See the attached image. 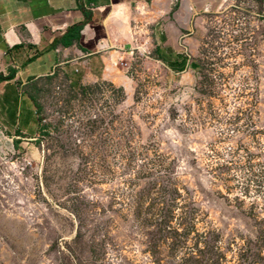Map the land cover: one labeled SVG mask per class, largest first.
Wrapping results in <instances>:
<instances>
[{"label": "rangeland", "instance_id": "obj_1", "mask_svg": "<svg viewBox=\"0 0 264 264\" xmlns=\"http://www.w3.org/2000/svg\"><path fill=\"white\" fill-rule=\"evenodd\" d=\"M173 22L132 32L114 82L25 86L33 128L0 131V264H264L262 1Z\"/></svg>", "mask_w": 264, "mask_h": 264}, {"label": "crops", "instance_id": "obj_2", "mask_svg": "<svg viewBox=\"0 0 264 264\" xmlns=\"http://www.w3.org/2000/svg\"><path fill=\"white\" fill-rule=\"evenodd\" d=\"M229 2L0 0V74L8 76L11 70L16 71L13 79L0 82V131L18 128L26 133L33 128L36 110L25 91L32 79L52 75L61 68L81 73L83 83L114 82L117 58L123 54L121 45L131 48L135 39L132 32H149L150 25L166 32L169 19L173 23L182 21L180 27L189 31L191 27H186L189 25L185 21ZM138 21L143 24H136ZM81 24L80 41L64 45L62 38ZM162 50L160 46L158 52Z\"/></svg>", "mask_w": 264, "mask_h": 264}, {"label": "trees", "instance_id": "obj_3", "mask_svg": "<svg viewBox=\"0 0 264 264\" xmlns=\"http://www.w3.org/2000/svg\"><path fill=\"white\" fill-rule=\"evenodd\" d=\"M84 24L78 25L73 27L61 40V42L64 45H73V43L75 41H80L81 39V35H80V31L82 30ZM163 61H165L167 63V60L161 58ZM180 60V61H178ZM186 58L183 55H176L175 56V62H173L172 64L169 63V65H173L175 66V69H178L177 67L182 68L183 70L186 67ZM16 71L15 70H11L8 76H3L2 74H0V82L2 81H7V80H11L15 77Z\"/></svg>", "mask_w": 264, "mask_h": 264}]
</instances>
